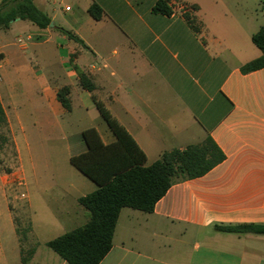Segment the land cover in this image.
<instances>
[{
  "label": "crops",
  "instance_id": "1",
  "mask_svg": "<svg viewBox=\"0 0 264 264\" xmlns=\"http://www.w3.org/2000/svg\"><path fill=\"white\" fill-rule=\"evenodd\" d=\"M65 1L34 3L53 26L24 25L27 43L18 38V48L0 33V102L18 175L27 155L38 190L50 183L69 219L83 216L73 208L97 186L84 183L69 159L86 151L88 128L104 144L115 140L94 95L144 152L146 166L208 137L225 156L201 177L175 179L153 212L122 208L100 264H264V235L216 229L264 224V68L240 72L261 55L251 37L264 28V2L173 0L164 16L152 12L156 0ZM92 3L103 11L100 20L88 13ZM185 5L196 7L190 13L200 33L184 20ZM76 68L93 92L82 88ZM65 86L69 110L57 98Z\"/></svg>",
  "mask_w": 264,
  "mask_h": 264
},
{
  "label": "trees",
  "instance_id": "2",
  "mask_svg": "<svg viewBox=\"0 0 264 264\" xmlns=\"http://www.w3.org/2000/svg\"><path fill=\"white\" fill-rule=\"evenodd\" d=\"M172 1L156 0L152 12L171 16L174 10ZM195 9L194 6L185 5L181 7V13L190 28L195 33H200L202 24L190 13ZM88 13L94 20H100L103 15L101 7L96 3L89 6ZM16 20L30 22L40 29L47 28L51 23L47 14L34 4V0H2L0 30H7ZM66 34L82 44L78 38L70 33ZM251 40L261 55L242 65V74L264 68V28L253 34ZM76 70L82 88L93 92L95 86L92 80L79 69ZM68 93L69 88L66 86L61 87L57 93L58 101L66 110L70 109ZM93 100L115 140L104 144L96 129L88 128L82 132L86 151L69 159L70 164L92 181L97 189L77 200L88 214L87 222L46 243L67 264H100L112 248V239L122 208L151 213L175 179L201 177L225 158L208 137L202 144L165 151L158 160L146 166V155L131 135L94 95ZM8 143L13 148L7 117L0 102V151ZM216 229L235 234L264 235V224L216 226ZM33 254L34 249L27 252L21 250V264H29Z\"/></svg>",
  "mask_w": 264,
  "mask_h": 264
},
{
  "label": "rangeland",
  "instance_id": "3",
  "mask_svg": "<svg viewBox=\"0 0 264 264\" xmlns=\"http://www.w3.org/2000/svg\"><path fill=\"white\" fill-rule=\"evenodd\" d=\"M34 3L38 5L39 0ZM65 4L73 6L71 0H66ZM24 25L33 29L36 27L29 22L19 21L11 25L8 31L0 33L6 35L7 42L12 47L18 48L15 43L18 38L22 43H27L29 31ZM51 159L54 160L53 157ZM22 161L24 177L17 173L16 153L11 144L8 143L0 151V264H20L19 253L30 249L35 252L30 264H58L62 260L46 243L84 224L88 220V214L83 207L77 205L73 209L82 211L83 216L70 220L65 214L66 209L58 206L60 193L51 190L50 183L47 182H41L39 186L42 189L38 190L28 156L23 155ZM71 169L84 183L93 185L78 170ZM38 171L41 175L48 172L43 168L42 161L38 163ZM83 189L84 192L87 190L85 186Z\"/></svg>",
  "mask_w": 264,
  "mask_h": 264
},
{
  "label": "water",
  "instance_id": "4",
  "mask_svg": "<svg viewBox=\"0 0 264 264\" xmlns=\"http://www.w3.org/2000/svg\"><path fill=\"white\" fill-rule=\"evenodd\" d=\"M49 26L52 27V26H53V23L51 22V23L49 24Z\"/></svg>",
  "mask_w": 264,
  "mask_h": 264
},
{
  "label": "built area",
  "instance_id": "5",
  "mask_svg": "<svg viewBox=\"0 0 264 264\" xmlns=\"http://www.w3.org/2000/svg\"><path fill=\"white\" fill-rule=\"evenodd\" d=\"M0 82H1V76H0ZM22 197H25V196L22 194Z\"/></svg>",
  "mask_w": 264,
  "mask_h": 264
}]
</instances>
